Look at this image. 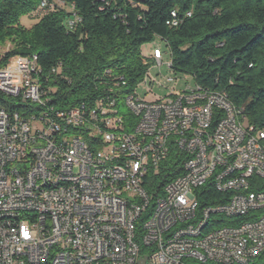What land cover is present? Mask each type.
<instances>
[{
	"label": "built area",
	"instance_id": "obj_1",
	"mask_svg": "<svg viewBox=\"0 0 264 264\" xmlns=\"http://www.w3.org/2000/svg\"><path fill=\"white\" fill-rule=\"evenodd\" d=\"M55 7L43 0L39 10ZM78 21L75 14L68 25L73 28ZM167 23H180L176 10ZM163 57L158 46L154 64L145 61L150 67L143 80L150 89L159 84L151 66H162ZM167 64L173 69L172 60ZM60 69L54 67L53 73ZM42 73L23 55L0 63V91L21 104L14 112L0 105V264H122V259L143 264V257L144 264H249L264 253V129L251 124L225 91L187 82L148 101L136 87L126 98V113H119L109 101L107 82L93 102L60 109L51 104ZM167 79L178 83L177 77ZM194 92H204V101H197L206 103L204 116L186 112L179 117L182 105H175V98L184 104ZM154 112H162L164 121H152ZM234 113H242V126H234ZM110 117H118V124H110ZM126 118L139 119L141 134L131 133ZM165 118H179V126H172L176 129L197 125L201 136L160 134ZM202 119H214L215 133L207 132ZM113 126H125V133H113ZM237 128L253 131L254 142L237 135ZM195 137L229 154L235 172H227L219 158L215 166H206L208 157L198 152ZM220 141H228V149H220ZM149 142H157L158 153L149 151ZM171 144L187 158L182 173L163 194L155 189L156 196L144 183L148 174L159 172V149L169 154ZM233 152H240V160H233ZM96 161H105V169L85 174ZM64 169H81V178L40 190V182ZM241 175H249V183H241ZM209 182L221 196L208 192V201L215 203L201 205L196 191ZM249 197H257V205H249ZM149 202H156V211H149ZM26 204H34L36 213H22ZM227 208H234V215H227ZM124 209L134 210L131 225H122ZM216 214H223V225L206 227L205 236L195 238L196 221ZM168 215L183 217V225H171ZM125 229H133V236H125ZM230 234L240 235V244H231ZM124 243H131V254H124Z\"/></svg>",
	"mask_w": 264,
	"mask_h": 264
},
{
	"label": "trees",
	"instance_id": "obj_2",
	"mask_svg": "<svg viewBox=\"0 0 264 264\" xmlns=\"http://www.w3.org/2000/svg\"><path fill=\"white\" fill-rule=\"evenodd\" d=\"M42 1L0 0V45H11L0 53V63L37 54L51 104L68 109L93 102L108 82L109 100L117 98L126 113L125 97L150 67L142 46L159 37L174 70L193 75L205 88L225 91L251 124L264 129V0H48L56 7L40 11ZM174 10L177 26L167 23ZM31 13L40 19L27 27L21 18ZM75 14L80 21L71 28ZM54 67L60 72L54 74ZM0 105L10 112L21 108L18 99L1 91ZM186 158L171 144L158 174H148L145 189L163 194ZM211 185L197 189L201 205L215 203L208 201V192L221 196ZM249 264H264V253Z\"/></svg>",
	"mask_w": 264,
	"mask_h": 264
},
{
	"label": "bare ground",
	"instance_id": "obj_3",
	"mask_svg": "<svg viewBox=\"0 0 264 264\" xmlns=\"http://www.w3.org/2000/svg\"><path fill=\"white\" fill-rule=\"evenodd\" d=\"M27 63L31 64L34 69H40L37 64V55L34 54L27 58ZM172 82V80H168ZM133 95V92L127 94ZM113 108L119 110L117 107V98L109 100ZM197 101H204V92H194V99H187L183 104V98H175V105H182V110H179V117H186V112L197 114V116H204L206 111V103H198ZM119 113H123L119 110ZM152 121H164V114L162 112H154L152 114ZM110 124H118V117H110ZM126 126H131V133L141 134V126H139V119L126 118ZM172 126H179V118H165V125L158 126V133L167 135V137L182 138V135L191 134L194 136H201V128L197 125H180L179 128ZM202 126H207L208 133H215L214 119H202ZM234 126H242V113H234ZM113 133H125V126H113ZM237 135L244 136L247 142H254L253 131L249 128H237ZM195 147L199 153H204L206 159V166H215V158H219L220 163H227V172H235L236 161H229V154L224 153V150H215L211 147V142L205 141L203 137H195ZM220 149H228V141H220ZM149 151L151 153H158L157 142H149ZM159 156H163V160L168 156V149H159ZM233 160H240V152H233ZM105 169V161H96L93 167H85V174H94V172H102ZM81 178V169H64L58 174V177L50 178L46 182H40V190L52 191L59 186L60 181L67 179ZM241 183H249V175H241ZM249 205H257V197H249ZM149 211H156V202L151 206L149 202ZM22 213H36V206L34 204H26L22 206ZM227 215H234V208H227ZM134 221V210L124 209V216H122V225H131ZM168 223L171 225H183V217L177 215H168ZM223 225V214H216V217H203L196 221L195 238H202L205 236V228ZM125 236H133V229H125ZM231 244H240V235L230 234ZM124 254H131V243H124ZM122 264H132V259H122ZM217 264H224V262H217Z\"/></svg>",
	"mask_w": 264,
	"mask_h": 264
},
{
	"label": "rangeland",
	"instance_id": "obj_4",
	"mask_svg": "<svg viewBox=\"0 0 264 264\" xmlns=\"http://www.w3.org/2000/svg\"><path fill=\"white\" fill-rule=\"evenodd\" d=\"M40 19V15L36 13H31L30 15H25L21 18V22L23 25L30 27L34 23L38 22ZM160 47L164 52V64L160 67H152L151 66V77L155 78L159 81V84H155L152 88H149V85L142 80L138 86L137 90L139 95L148 101L156 100L160 97H163L170 93L171 89L174 86L180 87L184 86L187 82L194 84L195 78L193 75L173 70L168 66V62L171 61V54L168 50L166 42L157 37L153 42L144 44L142 46V52L148 60H150L151 65L154 64V60L151 58L153 55V50L155 47ZM11 47L10 44L0 45V53L7 51ZM169 77H177V84L175 82H169L167 78Z\"/></svg>",
	"mask_w": 264,
	"mask_h": 264
},
{
	"label": "water",
	"instance_id": "obj_5",
	"mask_svg": "<svg viewBox=\"0 0 264 264\" xmlns=\"http://www.w3.org/2000/svg\"><path fill=\"white\" fill-rule=\"evenodd\" d=\"M146 259H147V257H143L142 260H141V262L144 264L145 261H146Z\"/></svg>",
	"mask_w": 264,
	"mask_h": 264
}]
</instances>
